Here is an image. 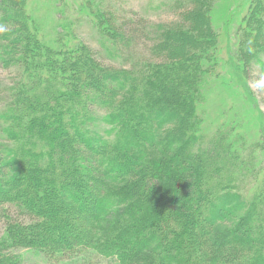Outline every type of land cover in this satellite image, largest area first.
<instances>
[{
    "label": "trees",
    "instance_id": "16d2710c",
    "mask_svg": "<svg viewBox=\"0 0 264 264\" xmlns=\"http://www.w3.org/2000/svg\"><path fill=\"white\" fill-rule=\"evenodd\" d=\"M107 2L57 10L50 33L27 0H0V264H264V137L210 131L200 111L216 68L249 95L264 2L236 45L210 0L161 1L164 23Z\"/></svg>",
    "mask_w": 264,
    "mask_h": 264
},
{
    "label": "rangeland",
    "instance_id": "374dc122",
    "mask_svg": "<svg viewBox=\"0 0 264 264\" xmlns=\"http://www.w3.org/2000/svg\"><path fill=\"white\" fill-rule=\"evenodd\" d=\"M80 1L27 0V9L29 13L41 22L43 31L53 33L52 31L57 27V22H62L58 17L57 10L66 11L67 13L65 12V15L67 19L72 18L75 14L74 6ZM161 1L165 0H108L104 6L114 11L116 16L123 21L134 18V14L137 13L143 17H150V22H170L176 18V14L173 11L162 9V6L157 8V5ZM261 1L264 2L263 0ZM248 4V0H210L207 13L210 25L217 34H221L222 36L224 34L225 39L232 45L240 42L238 39H234V29L237 24H241L240 19L244 15ZM89 27L86 29L83 28L80 31V35L78 33V36L95 45V42L91 39V30L88 29ZM59 30L60 27H58L57 31L59 32ZM222 50H224L222 56L227 57L224 47ZM261 52H264V48ZM255 58V62L250 64L253 69L251 75L249 77L246 75L244 78V83L249 88L248 96L245 91L244 94L239 89L241 83L236 82V84H231L228 81L229 76L224 69L216 68V77L208 74L204 78L200 102V111L206 129L210 131L216 127L221 130L227 129V132L233 139H236V135L241 138L245 137V140H249L250 146H253V140L264 137V91H256L251 87V82L258 78L260 72L264 71V54L257 53ZM0 76L8 78L6 72H2ZM247 109L249 110L248 112ZM248 133H251L250 137ZM227 141H230V138L227 137ZM259 151L257 148H254V151H251L253 156L249 154L246 157L245 162L247 167L251 159L263 155ZM262 173H264V169ZM53 235L54 232L51 233V236ZM22 257L27 258V264H49L47 260L40 257L38 252L31 250L23 251Z\"/></svg>",
    "mask_w": 264,
    "mask_h": 264
},
{
    "label": "clouds",
    "instance_id": "9594fccd",
    "mask_svg": "<svg viewBox=\"0 0 264 264\" xmlns=\"http://www.w3.org/2000/svg\"><path fill=\"white\" fill-rule=\"evenodd\" d=\"M251 87L256 91H264V71L260 72L258 78L251 82Z\"/></svg>",
    "mask_w": 264,
    "mask_h": 264
}]
</instances>
